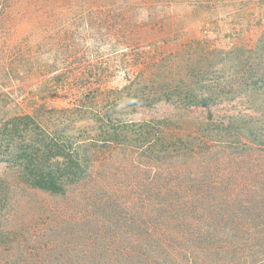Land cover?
Returning <instances> with one entry per match:
<instances>
[{
	"label": "trees",
	"instance_id": "16d2710c",
	"mask_svg": "<svg viewBox=\"0 0 264 264\" xmlns=\"http://www.w3.org/2000/svg\"><path fill=\"white\" fill-rule=\"evenodd\" d=\"M68 1L38 7L36 43L12 45L2 65L0 165L12 178L0 195L20 187L42 233L28 251L0 239V264H264V118L209 110L246 94L264 117V69L238 60L236 76L211 85L183 76L170 96L182 111L125 121L120 94L175 71L182 5ZM17 2L27 14L25 0H0V17ZM197 107L207 115L188 118Z\"/></svg>",
	"mask_w": 264,
	"mask_h": 264
},
{
	"label": "rangeland",
	"instance_id": "374dc122",
	"mask_svg": "<svg viewBox=\"0 0 264 264\" xmlns=\"http://www.w3.org/2000/svg\"><path fill=\"white\" fill-rule=\"evenodd\" d=\"M25 2L29 11L24 16L18 13L17 2L12 5L7 16L0 17V80L3 81L6 78L3 79L2 65L10 55L7 49L23 41L31 45L36 43L38 36L36 9L40 7L41 12L47 10L46 4L49 0ZM73 2L76 0H69L68 6ZM178 2L182 5L179 13L180 30L175 40L168 46V49L174 50L181 48V53L176 58L175 71L169 75L162 73L155 81L149 78L143 91H140L142 87L138 89V86L124 90L115 104V112L125 121L174 116L182 111L170 101V96L173 86L175 87L174 82L183 76L193 77L198 83L211 85L213 80L236 76L238 60L257 62L259 67L264 69V0H178ZM64 7L59 11L61 16H66L72 11H67V5ZM43 17L45 22L50 20L48 12H45ZM190 39L195 41L191 50L188 49L187 43ZM211 43L217 44L220 50L213 52L206 49ZM165 71L169 72L168 69ZM171 75L174 77L173 81ZM3 84L4 91L11 89L9 82L5 81ZM247 101L246 94L239 96L226 94L219 101L211 103L209 110L214 117L249 114L263 120V114L250 108ZM197 110L200 113H191L188 118L207 115V108L197 107ZM0 178L6 180L12 178L4 164L0 165ZM5 190L6 192L2 191V194H6L7 199L5 204L0 206V239L13 241L26 239L30 245L24 251H28L31 248V240L42 233L40 217L33 209L36 203L25 199L26 196L20 187L10 186ZM16 250L17 247L14 248V251ZM7 253L6 249L0 247V254Z\"/></svg>",
	"mask_w": 264,
	"mask_h": 264
}]
</instances>
